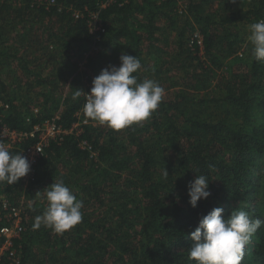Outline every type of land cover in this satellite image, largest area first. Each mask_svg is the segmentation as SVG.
Here are the masks:
<instances>
[{
  "label": "trees",
  "instance_id": "16d2710c",
  "mask_svg": "<svg viewBox=\"0 0 264 264\" xmlns=\"http://www.w3.org/2000/svg\"><path fill=\"white\" fill-rule=\"evenodd\" d=\"M176 3L0 0V97L9 104L4 120L10 128L27 131L58 111L55 123L62 130L48 139L44 154L34 165V178L25 186L22 178L14 185L0 183L9 194H24L27 200L24 228L14 240L18 264H196L188 256L189 233L211 209L221 207L225 217L231 211L245 210L251 218L264 220V123L253 121L251 108L255 99L264 105V94H260L264 61L254 59L250 45V70L243 75L226 71L216 78L218 74H211L212 68L198 57L200 70L193 66L188 73L194 58L190 51H199L198 38L194 37L193 48L183 43L190 24L187 19L178 24V15L185 11L177 12ZM215 3L218 0H188L185 9L188 15L189 11L196 13L204 55L219 68L222 62L215 49L223 56L236 50L234 39L223 32L229 30L225 24L264 19V0H252L248 10L234 9L221 19L201 12ZM94 15L98 28L92 31ZM35 22L45 26L47 45L39 40L35 47L36 41L29 38L22 43L20 30L31 29ZM169 26L177 29L178 57L173 68L186 69L182 82L173 79L171 62L163 55L164 43L169 44ZM12 32L16 40L21 39L20 46L8 42ZM92 37L99 39L100 54L108 48L115 50L111 51L112 65L119 66L122 50L135 55L141 62L135 73L138 82L148 78L164 88L163 83L169 80L170 87H182L175 88L171 99L163 98L153 115L140 124L114 130L92 121L84 113L85 96L73 98L82 88L74 77L77 57ZM49 44L56 59L52 68L42 60L44 52L37 58L41 45L44 49ZM20 47L24 49L19 55ZM143 47L147 48L144 55ZM93 60L99 72L110 64L99 57ZM148 60L154 63L150 65ZM18 66L33 79L22 83L13 70ZM70 76L74 80L64 95L61 85ZM211 79H215L212 88L220 95L210 92L214 89L209 91ZM202 89L206 94L193 93ZM200 106L209 109L203 118L197 110ZM226 106L239 113L240 124L228 122L225 111L224 115L215 114ZM73 123L78 127L70 130ZM37 139L35 132L23 145ZM92 152L95 157H89ZM164 168L169 173L167 179L163 178ZM196 173L210 180L211 195L193 208L188 202V184ZM58 179L83 201L82 221L62 234L43 224L34 229L35 217L47 207L44 188ZM8 261L4 256L1 264ZM242 264H264V225L251 237Z\"/></svg>",
  "mask_w": 264,
  "mask_h": 264
},
{
  "label": "clouds",
  "instance_id": "9594fccd",
  "mask_svg": "<svg viewBox=\"0 0 264 264\" xmlns=\"http://www.w3.org/2000/svg\"><path fill=\"white\" fill-rule=\"evenodd\" d=\"M247 39L254 59L264 61V19L249 25ZM119 62V66L109 64L102 68L92 79L84 105L87 118L114 130L148 120L165 94L164 88L152 79L138 82L135 73L141 69V62L135 55L122 50ZM81 91H76L73 98H78ZM29 172L30 162L25 156L12 154L8 147L0 144V183L14 185ZM168 176L164 168L163 178ZM209 181L206 175L196 173L189 182L191 207L195 208L200 199L211 195ZM44 196L47 207L35 217L34 229L43 224L62 234L82 221L83 201L77 199L62 179L46 186ZM223 212L221 207L211 209L189 233L188 256L196 264H242L251 237L264 225V220L251 218L245 210L231 211L227 217Z\"/></svg>",
  "mask_w": 264,
  "mask_h": 264
},
{
  "label": "rangeland",
  "instance_id": "374dc122",
  "mask_svg": "<svg viewBox=\"0 0 264 264\" xmlns=\"http://www.w3.org/2000/svg\"><path fill=\"white\" fill-rule=\"evenodd\" d=\"M255 1V0H254ZM158 2V0H157ZM252 2V0H218V3L213 4L211 7H209L207 10H201V12L203 13L204 11H206V13L209 14H213L214 19H221L222 17H224L225 13H228L229 11H235L234 9H236V12H244L246 10H248L249 8H251L249 5ZM223 3V5H222ZM224 4H226L227 6L225 7ZM235 4V6L237 8H234L232 5ZM249 6V7H248ZM189 7L188 4V0H177L176 3V9L179 8V11L177 10V12L182 13V11H185V14L183 16L178 15L177 19H178V24H183L185 22V20L187 19V22L190 24L189 26H187V31L185 33V35L182 37L183 38V43L186 45V47H192V43H193V39L198 38L197 42L199 44V51L198 52H191V54L194 56L193 60L190 61V66L188 67V73L192 72L191 69L193 68V66L195 67L198 64L199 59L204 63V65H208L209 68L213 70V72L211 71V74H218L216 76V78L221 75V73H226V71H229L230 73H239L240 75H243L247 72H249V66L247 64L248 59L250 60V54H249V47H250V42L248 41L247 37L249 35V25L252 23H255V21H245V20H236V21H231L225 24V27L228 28L229 30H224L223 32H225L226 34L229 33V37L234 39V43L236 46V50L234 53L231 54H226V55H222L223 52H221L220 50H216L215 49V53L218 55V60L222 62L221 66L218 68L215 65H212V63H210V60L207 61V57L204 55V51L202 48V37L199 34L200 31V24L201 22L199 21H195V17H196V13L194 11H189V15L187 14V10L185 8ZM166 9L165 11H168V8H164ZM239 10V11H237ZM174 11V10H173ZM200 12V13H201ZM32 14H35V11H32ZM167 21V19L164 20V23ZM221 22V21H219ZM162 24V22H161ZM95 27L92 29V31H94V29H96L97 24L94 25ZM44 25H42L41 23H37L35 22L31 29L30 26L28 28H26V30H24V28H22L20 30V36H22V39L24 40L22 43H25V40H27L28 38L30 40H34L36 41L34 43L35 47H37V41H41V43L46 44L47 42V38H46V34L47 31L44 30ZM30 29V30H29ZM29 30V31H28ZM169 33H167V40H169V44L168 43H164L165 47V54L164 58L168 60V62H171V68L173 70H171V74L173 73L175 80H178L179 82H182V78H184L183 74L186 73V69H175L173 68V65L175 64V61L177 59V54H176V44H175V40H177V36H176V31L177 29H172L170 26L168 27ZM33 38H32V37ZM15 34L14 32L12 33H8V42H14V44H16L15 46H20L21 44V39L19 38L20 41H18V39H15ZM98 38L92 37V42L90 44L86 45V49L81 53V55L79 57H77V63L78 66L75 70V76L76 77V81L80 80L81 84H82V88H81V95L87 96V93L90 88H91V82L92 79L99 74V71L96 67V63H94V58L99 57V58H103V60L105 62H109L110 64H112V58H113V54H111V51H115L112 50L111 48L105 49L103 50V54L99 53V44L98 42ZM121 40V39H120ZM124 41V40H123ZM121 40V42H123ZM166 41V40H165ZM47 45V44H46ZM50 45V44H49ZM21 48V47H20ZM19 48V55L22 54L23 52V48L20 49ZM193 48V47H192ZM222 48H226V47H222ZM190 49V48H189ZM147 48L143 47V55L145 54ZM53 48L52 45L48 46L47 48H39L37 50V58L40 57V53L42 54L43 52L45 53L44 58H42L43 61L47 62L46 67H51L52 68V63L56 60L55 56L52 54L53 52ZM218 51V52H216ZM118 52V51H116ZM104 55H108L111 59H109L107 56ZM104 56V57H102ZM198 57V58H196ZM74 58V57H73ZM147 62H149V64H153L154 60H148ZM114 65L118 66V63H114ZM198 67V66H196ZM13 70H15L16 75L21 78L22 83L26 82V81H30L33 78L32 77H26V75L22 72L21 68L18 66L17 68L15 67ZM197 70H200V68L198 67ZM74 77L70 76L69 79L67 81H64L61 85V91L62 93L65 95L66 92L68 90H70V82L73 81ZM7 79H11V76L7 77ZM212 80V79H211ZM215 83V79L212 80V85L209 87V91L212 88L213 85ZM181 84V83H180ZM164 86V90H165V94H164V99H171L174 95H175V88H181L182 86L180 85H173L172 87H170V83L169 80L165 81L163 83ZM38 87H35V89H37ZM214 91L213 94L216 95H220V92L217 91L216 89L211 90L210 92ZM71 93V92H70ZM193 93H198L200 95H204L206 94V90L202 89L199 91H193ZM260 94H264V89L260 92ZM42 100V99H40ZM261 99L258 100H254L252 101V110L254 113L253 116V121L256 123H264V105L261 104ZM211 107V106H210ZM197 110L199 111V115L201 118H203V116L205 117L206 112L209 111V109H206L202 106H200L199 108H197ZM203 110V111H201ZM224 111L226 113V118L228 119V122H231L232 124H240L241 123V117H239V113H237L233 108L227 107L224 109H216L214 112L216 115H224ZM58 114V111L54 112L51 117L53 119H56V115ZM51 118V119H52ZM85 122V121H84ZM78 127V126H77ZM76 127V128H77ZM44 130H46V126L42 127ZM93 152L89 154V157H95V155L93 156ZM104 167V164L101 163V168ZM8 194L7 190L6 192H3V196H5V194ZM10 196L12 197L13 201H18L19 205L22 206V208H24V206L27 203V200L25 198L24 194H20L18 196L15 197L14 194L10 193ZM29 200V199H28ZM24 210V209H23ZM23 223H25V217L23 219ZM24 226V225H23ZM21 235V234H20ZM18 262H19V255L18 257ZM9 260V259H8ZM11 261L9 260L7 263L5 264H9ZM14 264H18V263H14Z\"/></svg>",
  "mask_w": 264,
  "mask_h": 264
},
{
  "label": "built area",
  "instance_id": "2783aa9c",
  "mask_svg": "<svg viewBox=\"0 0 264 264\" xmlns=\"http://www.w3.org/2000/svg\"><path fill=\"white\" fill-rule=\"evenodd\" d=\"M77 16V15H76ZM96 15L92 26L96 25ZM95 27V26H94ZM98 27H96L97 29ZM86 103V101H85ZM9 104L5 99L0 97V144L8 147L12 154H21L25 156L30 162V172L22 178L25 186L29 180L34 178V165L38 159L44 154V148L49 138H54L59 135L62 130L60 126L56 125L55 119L45 120L41 124L33 126L32 129L27 131H19L10 128L4 120V113L8 109ZM46 126V130L42 127ZM78 123H73L70 130L76 128ZM38 133V139L27 145H23V141L30 136ZM85 144V143H84ZM88 148H91L88 146ZM6 185H0V264L2 257L7 256L11 261L9 264L18 263V255L16 247L14 246L15 238L19 237L23 231V219L25 217L22 206L18 201H13L10 194L6 192Z\"/></svg>",
  "mask_w": 264,
  "mask_h": 264
}]
</instances>
